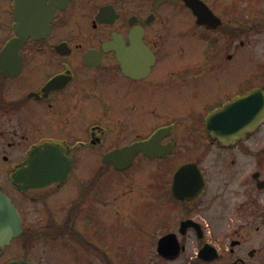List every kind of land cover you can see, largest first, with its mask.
<instances>
[{
    "label": "flooded vegetation",
    "instance_id": "1",
    "mask_svg": "<svg viewBox=\"0 0 264 264\" xmlns=\"http://www.w3.org/2000/svg\"><path fill=\"white\" fill-rule=\"evenodd\" d=\"M201 1L205 23L184 0H0V190L21 229L0 264H92V236L103 253L123 251L116 226L128 218L152 240L136 248L164 264H264V123L228 144L207 124L264 88V55L242 41L264 36V0L248 2L246 22L239 0ZM242 48L258 54L254 73L240 72ZM49 144L66 175L24 187L19 172L53 156ZM103 179L108 191L122 185L105 240L92 233Z\"/></svg>",
    "mask_w": 264,
    "mask_h": 264
},
{
    "label": "water",
    "instance_id": "2",
    "mask_svg": "<svg viewBox=\"0 0 264 264\" xmlns=\"http://www.w3.org/2000/svg\"><path fill=\"white\" fill-rule=\"evenodd\" d=\"M184 1L193 10L194 14L198 16L199 21L208 22V17L212 15V12L201 0ZM263 121L264 88H257L213 112L208 117L207 124L213 136L223 139L224 143L228 144L258 129ZM217 130L219 131L217 132ZM47 150L49 155L53 156L30 158L27 162L28 167L19 172V174L29 176L26 179H21L24 187H42L52 181L60 180L66 175L64 170L61 171L65 165L63 158L59 157L61 149L55 144H49ZM134 150V148H130L127 151L131 153ZM40 153L37 151L32 152V154ZM118 153L122 154L123 152ZM112 159L108 158V160ZM67 161L68 164L69 160ZM45 168H54V170L48 174ZM20 231V219L17 210L9 198L0 190V245L9 242ZM201 253L209 254V258H204L209 261L215 259L218 255L217 251L211 246H205ZM161 255L167 259H174L178 256V250L173 254L162 252ZM11 264L23 263L13 262Z\"/></svg>",
    "mask_w": 264,
    "mask_h": 264
},
{
    "label": "rangeland",
    "instance_id": "3",
    "mask_svg": "<svg viewBox=\"0 0 264 264\" xmlns=\"http://www.w3.org/2000/svg\"><path fill=\"white\" fill-rule=\"evenodd\" d=\"M251 0H239V14L241 12L242 17L244 18V21L246 22L247 18V11L245 10V7L248 6V2ZM240 14V15H241ZM246 19V20H245ZM253 34V33H252ZM244 34L242 36V41L246 46L248 45H256L257 48L261 51V53L264 55V46H261V44H264V36L261 34ZM260 46L262 48H260ZM252 60V61H251ZM240 61H241V73H254L256 67L254 64V61H258V54L256 51L250 52L248 49L242 48L240 51ZM251 61V62H250ZM250 62V63H249ZM258 142L264 140V124L260 127L258 132L256 133ZM111 180L116 179V175H111L108 177ZM104 180V179H103ZM109 180V182H111ZM105 181V180H104ZM108 181H105L104 183H98L97 186H95V189H99V194L94 195L92 192V206L94 207V213L97 214V221L95 219L92 220V233L95 232L96 235H98L99 238H104L112 235L108 231V227H110L113 222L118 221V217H116L115 212L113 209L109 210V200H112L113 197H117L122 193V185L118 188V190H109V188H105L107 186ZM102 186V187H101ZM104 189L107 190L110 194L109 197L106 198V193L104 192ZM66 193L71 192V188L68 187L65 190ZM64 192V193H65ZM264 192H258L256 193V201L258 204V211L261 214L263 211V207H261V202L264 201ZM121 223V222H120ZM133 225V221L131 218L126 219V223L122 226L118 225L116 226L117 229V236H120V240L124 241L126 244V248L123 251H118V249H115V243L108 244L109 249H105L106 251L103 253L102 249L100 248V242L97 241L92 236V256H88V259L92 260V264H164L162 261L158 259V257L155 254L151 253H140L138 248L141 246H151L152 240L150 238H143L139 234L135 233L136 228ZM257 226H261V221L259 218H257ZM257 241L254 243V246H258V242L260 239V233L256 236ZM118 243V242H116ZM114 247V248H113ZM100 252V253H97ZM54 256H49L50 262H54ZM52 260V261H51ZM65 264H72V261H66ZM171 264H181V261L174 262Z\"/></svg>",
    "mask_w": 264,
    "mask_h": 264
}]
</instances>
